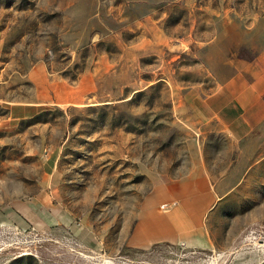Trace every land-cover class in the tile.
Wrapping results in <instances>:
<instances>
[{"label":"rangeland","instance_id":"374dc122","mask_svg":"<svg viewBox=\"0 0 264 264\" xmlns=\"http://www.w3.org/2000/svg\"><path fill=\"white\" fill-rule=\"evenodd\" d=\"M262 22L264 0H0V264H264V156L185 103L251 78ZM169 185L204 188L196 219L146 244Z\"/></svg>","mask_w":264,"mask_h":264},{"label":"crops","instance_id":"0c3cea01","mask_svg":"<svg viewBox=\"0 0 264 264\" xmlns=\"http://www.w3.org/2000/svg\"><path fill=\"white\" fill-rule=\"evenodd\" d=\"M256 60L251 78L239 73L210 93L192 90L185 96V103L198 122L238 144L240 157L247 159L264 156V48ZM199 189L181 191L176 185H169L148 197L134 237L140 234L142 242L149 245L178 243L181 229L196 219L195 204L201 203L197 197ZM161 199H182L184 203L163 215L157 211Z\"/></svg>","mask_w":264,"mask_h":264},{"label":"built area","instance_id":"2783aa9c","mask_svg":"<svg viewBox=\"0 0 264 264\" xmlns=\"http://www.w3.org/2000/svg\"><path fill=\"white\" fill-rule=\"evenodd\" d=\"M166 207H167V205H163V206H162V209H164V208H166Z\"/></svg>","mask_w":264,"mask_h":264}]
</instances>
